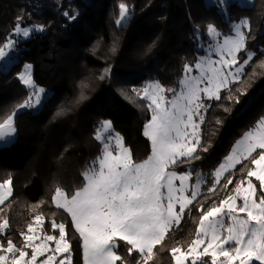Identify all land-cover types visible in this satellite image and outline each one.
Returning a JSON list of instances; mask_svg holds the SVG:
<instances>
[{"label":"trees","instance_id":"1","mask_svg":"<svg viewBox=\"0 0 264 264\" xmlns=\"http://www.w3.org/2000/svg\"><path fill=\"white\" fill-rule=\"evenodd\" d=\"M121 2L128 6L129 14L118 26L115 21ZM253 4L243 7L230 0V6L221 12L208 0H0V46L14 30L17 17L23 18L22 27L40 24L45 28L21 43L17 62L0 71V120L16 111V136L5 152L24 154L17 163L0 162V182L11 178L13 188V196L0 206V217L6 216L10 224L0 235V243L6 245L11 239L18 246L22 244L20 233L26 231L35 215L43 213L45 231L52 230V219L66 225L72 264H82L81 238L70 216L52 203L55 188L72 193L82 186V172L101 155V144L94 137L103 120H110L123 136L134 161L146 159L151 144L143 131L151 113L131 89L142 88L146 81H159L165 88L179 90L184 64L194 67L203 55L197 46L208 41L207 25L212 23L222 34H230L231 23L249 17L250 36L254 38L247 41L246 47L255 56L240 81L231 85L239 103L227 98V90L221 92L220 100L205 101L201 144L208 150L198 149L199 160L175 169L177 173L194 169L191 183L196 173H207L198 198L201 202L206 197L208 204L223 198L227 191L222 187L218 186L215 194L207 192L212 169L264 116V68L259 67L264 61V17L259 15L264 11V0H253ZM245 58L246 52L240 53L241 62ZM24 61L32 63L36 85L50 93L36 113L16 109L28 97L18 79ZM106 69H110L107 75ZM81 82L87 87L81 88ZM167 95L170 98L172 94ZM207 161L212 166L205 167ZM243 165L253 167L248 161L237 165L228 191L242 177ZM198 207L186 212L179 227L173 228L163 245L156 246V255L149 264H173L169 249L178 243L186 249L187 242L194 238ZM128 247L118 242L117 254L127 264H136L139 255H129Z\"/></svg>","mask_w":264,"mask_h":264},{"label":"snow or ice","instance_id":"2","mask_svg":"<svg viewBox=\"0 0 264 264\" xmlns=\"http://www.w3.org/2000/svg\"><path fill=\"white\" fill-rule=\"evenodd\" d=\"M246 2L254 7L253 0ZM213 3L221 12L230 6V0H213ZM128 14V6L121 2L115 23L122 26ZM259 15L264 17V11ZM22 20L17 17L14 32L27 38L33 28L22 27ZM34 29L43 31L44 26L37 25ZM251 32L249 17L231 23V34H222L209 23L206 54L194 64L197 75H192L193 66L185 63L184 75L178 81L179 90L165 88L159 81L131 89L151 113L143 131L151 142V154L146 159L134 161L131 150L125 146L123 136L115 132L112 122H100L94 138L101 142L102 152L82 172V186L72 193L57 186L51 198L57 209L71 217L82 240L83 264H127L117 254L120 241L129 246V255L134 252L139 255L136 264H149L156 255V246L163 245L173 228L179 227L186 212L190 213L195 205H199V216L195 221L194 238L187 242L186 249L179 243L169 249L174 264H253L254 261L264 264V117L243 133L212 173L207 192L215 194L218 186L227 191L218 202L208 204L207 197L203 202L198 199L204 184L200 173H196L194 183H190L194 169L182 174L175 170L182 164L190 165L199 160L198 149L208 150L201 144L200 136L205 99L220 100L221 92L227 90V98L239 103V97L232 95L231 85L240 81L245 67L255 56L246 47L247 41L254 38ZM15 46L16 41L12 39L0 46V60ZM242 52H246L247 58L241 62ZM259 67L264 68V61ZM32 70L33 65L25 63L18 74L19 81L30 92L16 109L35 108L42 103L45 89L36 85ZM109 72L110 69H106L105 75ZM84 87L87 85L81 82V88ZM168 93L172 94L170 98ZM80 98H84L83 93ZM15 115L14 110L0 120V142L8 143L15 135ZM244 161L254 167L243 165L242 177L228 191L229 185L234 183L232 170ZM252 178L258 182V187ZM222 180L225 182L221 185ZM12 196L11 178L0 182V205ZM44 225L45 216L39 213L27 224L26 231L20 233L22 244L18 246L11 239H7L6 245L0 243V264H72L66 225L55 219L50 221L51 229L58 230V235L46 232ZM9 227L8 218L0 217V234Z\"/></svg>","mask_w":264,"mask_h":264},{"label":"rangeland","instance_id":"3","mask_svg":"<svg viewBox=\"0 0 264 264\" xmlns=\"http://www.w3.org/2000/svg\"><path fill=\"white\" fill-rule=\"evenodd\" d=\"M209 1V3H213V0H208ZM237 3H238V5H240V6H243V7H249V6H251V5H249L247 2H246V0H235ZM125 22V21H124ZM123 22V23H124ZM235 23V22H234ZM37 25H40V24H34V25H29V26H26V27H29V28H33V31L31 32V34H30V36L29 37H27V38H25V37H23L22 35H16L15 34V32H14V30L11 32V34H10V36L8 37V39H12V40H14V41H16V46L12 49V50H9L8 51V55L4 58V59H2V60H0V71H6V70H8L9 68H10V66L13 64V63H15V62H17V60L19 59V57H20V51H21V49H22V45H20L21 43H24V42H26L27 40H29L30 39V37L33 35V34H37V33H43L44 31H45V28H44V30L43 31H37V30H35L34 29V26H37ZM231 34V33H230ZM7 39V40H8ZM221 39H222V37H221ZM209 40H210V38H208V41L206 42V43H202V42H200V44L197 46L198 47V49H202L204 52H203V55H205L206 54V51H205V48H206V44L209 42ZM6 43V42H5ZM202 56V55H201ZM200 57V56H199ZM198 57V58H199ZM213 58H216L215 56L213 57ZM25 63H30V62H28V61H24V63L22 64V66H21V70H20V72L23 70V65L25 64ZM32 64V63H31ZM32 74H33V70H32ZM198 74V72L195 70V68L193 67V72H192V75H197ZM183 75H184V73L182 74V76H181V78L183 77ZM180 78V79H181ZM179 79V80H180ZM148 82H151V81H146V82H144V84H143V86L146 84V83H148ZM22 84V83H21ZM22 86L27 90V92H28V95H29V92H30V90L29 89H27L23 84H22ZM50 95V93H49V91H47V90H45V94H44V96H43V98H42V103H41V105H39V106H37V107H35V108H21V110H28V111H30L31 113H36L37 111H39V109L41 108V106H42V104H43V102L47 99V97ZM205 101H208V102H211V101H215V100H207V99H205ZM205 101H204V103H205ZM204 111L205 110H203L202 111V115L204 116ZM264 117V116H263ZM100 125V124H99ZM116 132V131H115ZM15 136H16V133H15V135L12 137V138H10V142H8V143H4V142H0V162L1 163H3V164H9V163H12V162H19L23 157H24V154H19L18 156H17V154H12L11 152H5L6 151V148L13 142V140L15 139ZM200 136H201V127H200ZM242 137V136H241ZM240 137V138H241ZM147 138V137H146ZM240 138H238V139H240ZM148 139V138H147ZM237 139V140H238ZM236 140V141H237ZM235 141V142H236ZM150 142V141H149ZM100 144H101V142H99ZM150 144H151V142H150ZM234 145H235V143L233 144V146L232 147H234ZM232 149V148H231ZM101 152H102V144H101ZM231 152V151H230ZM16 153H18V152H16ZM230 154V153H229ZM228 154V155H229ZM224 160V159H223ZM223 160L221 161V162H223ZM204 166L205 167H210V166H212V164H211V162H209V161H207L205 164H204ZM219 166V165H218ZM218 166H215V167H213V169H212V173L215 171V169L218 167ZM254 167V166H253ZM187 171H190V169H188ZM212 173H211V176H212ZM178 174H182V173H178ZM200 174H201V178L203 179V180H205V177H206V175H207V173L205 172H200ZM227 174V173H226ZM253 179V182H257V181H255V179L254 178H252ZM176 183H177V185L179 184V181L177 180L176 181ZM191 183V182H190ZM194 183V182H193ZM258 183V182H257ZM201 192H202V188H201ZM1 206V205H0ZM55 206V205H54ZM60 210H62V209H60ZM63 211V210H62ZM74 227V226H73ZM175 228V227H174ZM75 229V228H74ZM52 230H50V231H46V232H48L49 234H53V235H58V233H52L51 232ZM58 231V230H57ZM0 235H3V234H0ZM51 246H53L54 247V243H52V245ZM78 251V249L77 248H75V250H74V252H77ZM30 252H31V250H30ZM170 256H171V253H170ZM42 259V258H41ZM171 259H172V256H171ZM172 263L174 264V262H173V260H172ZM78 264H81V263H78ZM83 264V263H82ZM253 264H258V262H253Z\"/></svg>","mask_w":264,"mask_h":264},{"label":"crops","instance_id":"4","mask_svg":"<svg viewBox=\"0 0 264 264\" xmlns=\"http://www.w3.org/2000/svg\"><path fill=\"white\" fill-rule=\"evenodd\" d=\"M71 218V217H70ZM82 241V240H81ZM81 247H82V243H81ZM82 262H83V250H82Z\"/></svg>","mask_w":264,"mask_h":264}]
</instances>
